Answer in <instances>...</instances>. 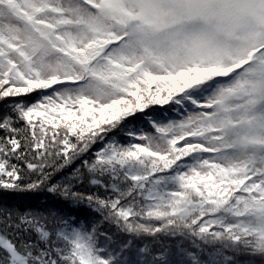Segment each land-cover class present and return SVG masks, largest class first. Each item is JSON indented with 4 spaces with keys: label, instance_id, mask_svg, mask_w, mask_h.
<instances>
[{
    "label": "snow or ice",
    "instance_id": "snow-or-ice-1",
    "mask_svg": "<svg viewBox=\"0 0 264 264\" xmlns=\"http://www.w3.org/2000/svg\"><path fill=\"white\" fill-rule=\"evenodd\" d=\"M0 191V264H264V0H0Z\"/></svg>",
    "mask_w": 264,
    "mask_h": 264
},
{
    "label": "trees",
    "instance_id": "trees-1",
    "mask_svg": "<svg viewBox=\"0 0 264 264\" xmlns=\"http://www.w3.org/2000/svg\"><path fill=\"white\" fill-rule=\"evenodd\" d=\"M51 199L52 198L49 195H46L44 192L5 193L3 191H0V208H3L5 206L20 209L34 208L50 202Z\"/></svg>",
    "mask_w": 264,
    "mask_h": 264
}]
</instances>
